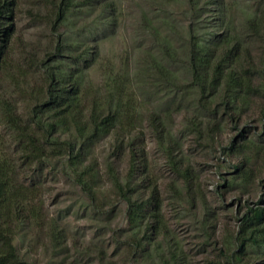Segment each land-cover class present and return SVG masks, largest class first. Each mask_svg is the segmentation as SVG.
Wrapping results in <instances>:
<instances>
[{
    "label": "rangeland",
    "instance_id": "rangeland-1",
    "mask_svg": "<svg viewBox=\"0 0 264 264\" xmlns=\"http://www.w3.org/2000/svg\"><path fill=\"white\" fill-rule=\"evenodd\" d=\"M59 1L15 0L12 20H0L4 26L10 24L0 65V99L12 102L25 117L33 102L28 94L41 85V61L67 68L69 58L80 56L89 61L86 69L79 65L87 101L104 91L106 74L112 70L123 77L138 109L135 127L130 134L120 135L126 147L123 154L118 155L119 139L115 142L113 135L99 139L89 151L87 161L98 175L95 202L62 173L60 160L38 173L43 213L56 226L40 231L25 228L15 239L21 257L28 264H162L174 251L178 264L263 262L264 249L251 246L240 254V262L228 259L238 254L237 244L246 238L240 231L244 216L258 207L264 209V144L255 139L262 124L257 111L249 109L241 124L247 138L261 148L252 153L247 175L238 176L234 167L242 157L227 149L235 130L229 124L216 129V121L194 106L195 94L176 95L171 86L189 82L190 35L192 30L199 36L219 30L218 6L198 0L201 10L195 12L190 0H74L68 16L56 22ZM248 1L237 0L239 18ZM165 49L173 59L163 57ZM53 55L57 57L51 62L48 57ZM152 59L169 67L170 84L157 77ZM156 116L169 143L181 147L178 159L190 171L191 188L166 162L150 124ZM192 123L200 124L198 132L190 129ZM130 142L135 153L142 155L136 171L141 183L145 178L157 183L168 231L166 237L147 242L144 252H131L132 256L126 244L125 208L114 196L108 176V162L114 172L126 176ZM171 182L176 193L169 188ZM60 231L59 243L51 241V233Z\"/></svg>",
    "mask_w": 264,
    "mask_h": 264
},
{
    "label": "trees",
    "instance_id": "trees-1",
    "mask_svg": "<svg viewBox=\"0 0 264 264\" xmlns=\"http://www.w3.org/2000/svg\"><path fill=\"white\" fill-rule=\"evenodd\" d=\"M73 1H59L56 22L68 16L74 6ZM197 1L190 0V9L195 12L201 10ZM14 3L15 0H0L1 21L12 20ZM204 4L218 6V12L222 14L217 19L221 24L219 30L201 36L192 30L187 56L190 80L185 85L171 86L176 95L195 94L194 106L208 119L216 121V129L229 124L235 130L227 149L230 154L242 157L240 165L234 169L238 176L244 177L252 153L257 154L261 148L255 144L256 141L247 138V130L241 124L249 109H255L261 120L260 134L255 139L264 144V0L244 3L240 18L235 14L239 7L237 0H206ZM9 25L4 26L0 22V65ZM56 57L53 55L48 59L53 62ZM163 57L173 59L168 49L164 50ZM69 60L72 61L67 68L41 61L38 65L43 70L41 85L28 94L30 102H33L25 117L17 113L12 102L0 99V264H28L15 245V239L25 228L40 231L53 227V224L56 226L52 219L46 220L43 213L38 173L46 165L60 160L63 162L62 173L83 195L95 202L98 175L87 161L89 151L99 139L113 135L115 142L119 139L118 155L123 154L126 147L120 135L130 134L135 127L138 106L123 77L109 70L104 91L87 101L80 72L83 66V69L89 67V61L80 56ZM151 64L161 81L172 82L167 65L157 59H152ZM216 118H219L218 122ZM150 124L155 128L158 145L170 170L184 186L191 188L190 171L178 159L181 147H173L169 143L162 120L157 116L151 119ZM198 127L199 123H192L190 129L198 132ZM209 131L213 132V129ZM128 146L126 176L121 177L114 172L109 162L108 176L114 196L125 208L126 244L132 256L144 252L147 242H152L157 236L166 237L168 231L157 183L148 178L144 184L141 183V176L136 171L141 166L142 155L135 153L132 142ZM140 173L143 175L144 171ZM169 188L176 193L173 182ZM249 212V217L245 215L240 224V231L246 238L237 244L238 254L228 257L230 263L240 262V254H244L247 247L264 249V209L258 207ZM141 231L142 236H139ZM61 235V231L52 232L50 240L59 243ZM176 259L173 251L161 263L178 264Z\"/></svg>",
    "mask_w": 264,
    "mask_h": 264
}]
</instances>
